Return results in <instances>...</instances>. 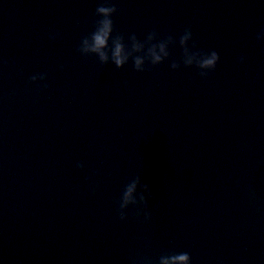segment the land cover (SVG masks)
Instances as JSON below:
<instances>
[{
	"label": "water",
	"instance_id": "water-1",
	"mask_svg": "<svg viewBox=\"0 0 264 264\" xmlns=\"http://www.w3.org/2000/svg\"><path fill=\"white\" fill-rule=\"evenodd\" d=\"M100 2L0 0V264H264V0H113L126 45L172 38L143 72L78 51ZM185 28L205 78L169 66Z\"/></svg>",
	"mask_w": 264,
	"mask_h": 264
},
{
	"label": "clouds",
	"instance_id": "clouds-1",
	"mask_svg": "<svg viewBox=\"0 0 264 264\" xmlns=\"http://www.w3.org/2000/svg\"><path fill=\"white\" fill-rule=\"evenodd\" d=\"M116 13V5L113 0H101L95 8L97 17L93 30L81 39L78 51L82 55H94L101 64L111 63L115 68L120 69L131 60L132 67L136 72H143L147 67L160 65L169 58L168 44L171 37L159 39L156 31H150L141 41L137 35L132 33L128 36V44L124 42V37L114 31L112 17ZM192 39V31L185 28L178 38L180 48L183 50L179 61L172 60L170 68L178 69L181 64L185 67H194L198 74L205 78L210 72L214 71L219 61V55L215 50L207 52H190L187 43ZM257 41H264V30L257 34ZM111 42V43H109ZM45 73H37L30 77V83L44 81ZM46 86V85H45ZM77 167H83V164H77ZM138 185L141 188L137 193ZM151 196L147 184H140V178L136 177L129 182L121 191L118 199L119 219H125V210L129 207L137 209L136 214L140 215L141 210L143 218L147 221L150 214L146 208V199ZM139 204L144 206L142 209L137 207ZM157 264H191V257L187 251L169 252L159 256Z\"/></svg>",
	"mask_w": 264,
	"mask_h": 264
}]
</instances>
